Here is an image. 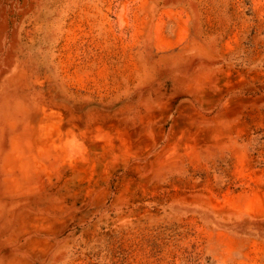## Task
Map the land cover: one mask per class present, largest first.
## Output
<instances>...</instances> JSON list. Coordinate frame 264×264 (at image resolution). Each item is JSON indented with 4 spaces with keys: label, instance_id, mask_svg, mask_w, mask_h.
Returning <instances> with one entry per match:
<instances>
[{
    "label": "rangeland",
    "instance_id": "1",
    "mask_svg": "<svg viewBox=\"0 0 264 264\" xmlns=\"http://www.w3.org/2000/svg\"><path fill=\"white\" fill-rule=\"evenodd\" d=\"M0 264H264V0H0Z\"/></svg>",
    "mask_w": 264,
    "mask_h": 264
}]
</instances>
